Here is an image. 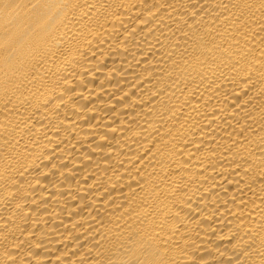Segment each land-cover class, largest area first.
Masks as SVG:
<instances>
[{
	"label": "bare ground",
	"instance_id": "6f19581e",
	"mask_svg": "<svg viewBox=\"0 0 264 264\" xmlns=\"http://www.w3.org/2000/svg\"><path fill=\"white\" fill-rule=\"evenodd\" d=\"M0 264H264V0H0Z\"/></svg>",
	"mask_w": 264,
	"mask_h": 264
}]
</instances>
